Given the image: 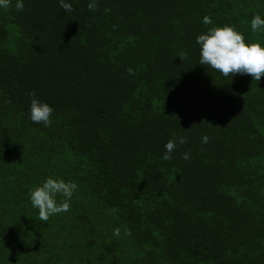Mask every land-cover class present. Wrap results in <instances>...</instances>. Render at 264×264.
<instances>
[{
    "label": "trees",
    "instance_id": "16d2710c",
    "mask_svg": "<svg viewBox=\"0 0 264 264\" xmlns=\"http://www.w3.org/2000/svg\"><path fill=\"white\" fill-rule=\"evenodd\" d=\"M16 2L0 8V264H264V77H224L196 43L228 24L264 46V0ZM172 133L188 142L165 161ZM49 177L78 187L43 222L30 191Z\"/></svg>",
    "mask_w": 264,
    "mask_h": 264
},
{
    "label": "clouds",
    "instance_id": "9594fccd",
    "mask_svg": "<svg viewBox=\"0 0 264 264\" xmlns=\"http://www.w3.org/2000/svg\"><path fill=\"white\" fill-rule=\"evenodd\" d=\"M60 7L67 13L72 12L73 5L66 0H59ZM11 0H0V8L7 9ZM15 8L18 11L24 9L23 0H17ZM89 11H96L98 4L95 2L88 4ZM204 24H211V18L204 17ZM253 32L264 31V18L261 15H254L251 21ZM74 38V37H73ZM196 43L200 46L199 64L208 66L224 77L236 75H250L255 81H260L264 77V46L260 42L247 43L243 33L239 32L234 26L225 24L223 27H212L206 33L197 36ZM187 58L186 53L180 55L183 61ZM128 73L133 74L134 70L128 68ZM31 97L30 112L31 120L34 123H42L45 127H50L52 114L55 109L46 102H41L35 90L28 93ZM166 145V151L162 157L165 161L172 159L171 153L176 149L177 144H186L188 137H176L172 133ZM210 140L208 135L202 136V142L207 144ZM190 152H185L182 159L188 160ZM77 184L65 181L63 178L49 177L42 185L30 191L32 206L39 210V220L47 222L51 216L67 212L70 209V200L77 189ZM62 197L63 199H58ZM115 211V209H113ZM114 234L120 235V230L115 229ZM130 235V232L127 233Z\"/></svg>",
    "mask_w": 264,
    "mask_h": 264
}]
</instances>
